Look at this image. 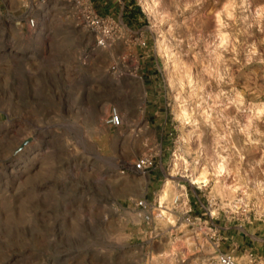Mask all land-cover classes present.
<instances>
[{
    "label": "rangeland",
    "instance_id": "rangeland-1",
    "mask_svg": "<svg viewBox=\"0 0 264 264\" xmlns=\"http://www.w3.org/2000/svg\"><path fill=\"white\" fill-rule=\"evenodd\" d=\"M89 1L0 0V264H264V0Z\"/></svg>",
    "mask_w": 264,
    "mask_h": 264
},
{
    "label": "built area",
    "instance_id": "built-area-1",
    "mask_svg": "<svg viewBox=\"0 0 264 264\" xmlns=\"http://www.w3.org/2000/svg\"><path fill=\"white\" fill-rule=\"evenodd\" d=\"M68 4H72L75 6L76 10L80 14V19L84 25V28L94 35V47L104 48L106 47L108 41L110 40L112 28L115 23L111 17L98 15L93 9L92 4L89 0H60ZM18 26L21 29H25L27 31H34L38 27L37 18L35 16L26 17L22 23L19 22ZM106 123L112 127L113 129H120L123 126V118L116 111L113 110L109 116ZM152 158L144 157L141 158L136 163L132 164L131 171L136 173H147L151 170L152 166ZM192 186H196L195 188L199 190V186L191 183ZM184 188V187H183ZM184 190V189H183ZM185 193H180L176 195L172 203L177 208H185L188 206L189 208L185 211L184 214H188L191 211L189 200L187 197L186 189ZM134 207L138 210L140 215H143V219L146 221L153 220V214L151 213V209L153 206L147 202L146 199H139L133 202ZM217 264H236L235 261L228 255L220 254L217 259Z\"/></svg>",
    "mask_w": 264,
    "mask_h": 264
},
{
    "label": "crops",
    "instance_id": "crops-1",
    "mask_svg": "<svg viewBox=\"0 0 264 264\" xmlns=\"http://www.w3.org/2000/svg\"><path fill=\"white\" fill-rule=\"evenodd\" d=\"M113 2L116 3V1H113ZM107 4L108 3H107L106 0H104V1L100 0L99 1L100 8H103L104 5L107 6ZM112 4L113 3H111L108 7H106L105 13L112 14L111 13V10L114 9V7L112 6ZM119 8L121 10L120 11V14L121 15L126 14V18L129 21L134 22V21L138 20V18L140 16V11L138 10V8H136V6L134 5V3L122 4V6H120ZM100 13H102V15H103V12L102 11H100ZM153 178H154V176H153Z\"/></svg>",
    "mask_w": 264,
    "mask_h": 264
},
{
    "label": "bare ground",
    "instance_id": "bare-ground-1",
    "mask_svg": "<svg viewBox=\"0 0 264 264\" xmlns=\"http://www.w3.org/2000/svg\"><path fill=\"white\" fill-rule=\"evenodd\" d=\"M219 173H221L223 170H224V166L223 165H220V167H219ZM201 176H202V174H201ZM201 176H196V178H195V176H192V182L193 183H195V182H197L198 180H200V179H202V177ZM166 186H167V188L165 187V189L163 190V194L161 195V200L163 201V200H167V199H169V197H170V191H169V183L168 184H166ZM199 186V185H198ZM160 200V201H161ZM162 208V207H161ZM161 215L162 216H167V212L165 211V210H161ZM187 242H190V241H187Z\"/></svg>",
    "mask_w": 264,
    "mask_h": 264
}]
</instances>
